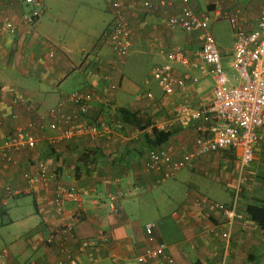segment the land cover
Returning <instances> with one entry per match:
<instances>
[{
	"label": "crops",
	"instance_id": "1",
	"mask_svg": "<svg viewBox=\"0 0 264 264\" xmlns=\"http://www.w3.org/2000/svg\"><path fill=\"white\" fill-rule=\"evenodd\" d=\"M263 4L264 0H206V9L214 12L216 18L233 14L249 30L254 28ZM199 6V0H190L192 10ZM30 9L23 0H0V21L7 17L15 26L13 32L0 29V143L6 133L28 121L34 124L31 132L36 139L33 149L12 150L10 160L0 150V205L22 196L33 206L30 213L37 217L39 224L25 231L33 253L30 264H56L60 245L57 237L47 240L53 231L64 226L72 227L71 237L68 234L66 237L77 264H137V256L146 245L143 231L146 224L153 226V235L167 246L177 264H214L222 256V241L217 231H221L223 219L212 207L196 203H200V197L223 205L229 203L237 173V167L232 171L237 166V152L220 149L199 154L192 159L191 166L182 168L196 173L198 178L209 179L211 188L214 183L220 185L226 190L225 200L202 194L184 182L187 189L168 211L154 207L155 203H149L147 198L154 195L160 198L159 185L172 179L179 170L171 178L156 183L158 175L144 169L145 153L150 149L165 152L173 159L194 153L195 122L184 127L174 125L167 139L158 144H152L156 139L152 129L163 137L167 132L157 127L171 122L176 110H193L212 101L213 66L199 57L201 44L196 34L187 33L181 38L176 31L169 30L162 10L138 11L130 18V47L148 48L147 53L164 61L154 66L169 65L172 76L184 80V86L169 96L160 88L159 92L148 89L143 93L136 88L135 98L128 102L124 94L130 93L126 89L130 81L116 62L123 58L111 56L105 40H100L98 34H85L81 29L71 33L67 43L54 45L42 33L40 18L46 9L34 24L28 25L24 14ZM177 12L176 5L168 9V13ZM174 48H179L189 59L187 66L167 62L166 53ZM200 65L206 69L204 74L198 68ZM221 78L223 88L235 84L225 86L223 72ZM110 83L116 84L117 89L109 94ZM90 91L100 98L90 103L88 115L81 120L98 125L97 135L79 134L63 139L58 130L47 128L52 121L51 110L60 108L65 115H70L77 107L68 98ZM119 108L137 113L151 126L139 131L124 125L115 117ZM39 160L45 162L56 182L78 193L79 208L66 202L63 211L54 210V180L27 187L22 173L32 174L34 163ZM244 175L246 179L237 202L242 210L246 204L253 203L252 199L264 201V142L254 146ZM204 182L205 179L200 181V185ZM6 186L17 188L20 193H9ZM132 189L130 195L118 198L113 208L109 206L108 193ZM231 229L224 256L226 264H255L259 249H264V238L258 227L248 220L245 224L234 222ZM98 236L103 240L83 252L72 243ZM3 250L8 252L5 264H16L11 252L7 248L0 251ZM150 264L164 263L159 260Z\"/></svg>",
	"mask_w": 264,
	"mask_h": 264
},
{
	"label": "built area",
	"instance_id": "2",
	"mask_svg": "<svg viewBox=\"0 0 264 264\" xmlns=\"http://www.w3.org/2000/svg\"><path fill=\"white\" fill-rule=\"evenodd\" d=\"M26 3L37 8H32L24 14L27 24H32L44 10L43 0H24ZM113 20L103 32V38L117 58L127 56L130 49V21L138 11L148 13L162 10L165 17V26L169 30L180 29L187 33L196 34L200 41L198 55L203 62L213 66L214 89L210 104L200 108L178 109L174 119L165 125L158 126V130L169 132L174 127H184L192 122L194 124L195 143L194 153L173 159L169 154L150 149L145 153L144 169L147 172L156 173V183H160L173 176V174L185 167L191 166L192 159L206 152L230 149L237 152V173L233 185V192L228 204L223 205L202 197L199 198L200 206H210L220 213L223 222L217 235L222 241V256L214 264H226L224 256L227 253L230 234L234 222L245 224L247 216L244 210L237 204L236 192L240 190V184L245 180L243 166L252 159L254 146L258 142H264V4L260 7L258 17L253 29H244L235 15H223L230 26L233 36V47L231 54V67L236 72L238 81L223 88L221 85L222 70L219 62V53L215 44L214 36L209 26V18L205 14H197L190 7V0H105ZM174 5L178 6V12L168 13V9ZM13 22L5 17L0 21V29L8 32L14 31ZM166 60L170 64H182L187 66L189 59L184 56L179 48H174L166 53ZM201 73H205L204 66H198ZM152 78L157 82L161 91L169 96L177 88L184 86V80L177 79L170 73L169 65H156L151 70ZM196 81V78H193ZM117 89L116 84L109 86L110 91ZM151 97L150 94L146 95ZM99 96L93 92L75 93L68 101L77 107L76 112L65 115L60 108L50 111L52 121L47 124L51 131L58 130L63 139L71 138L79 134L97 135L99 126L88 124L81 120L82 116L88 115L89 105L98 100ZM175 125V126H174ZM34 124L26 122L24 126H17L6 133L1 140L0 150L7 160H10V152L20 148L35 147L36 139L31 132ZM174 126V127H173ZM34 172L22 173L27 187L54 180L53 199L54 210L63 211L66 202H72L79 208L80 203L77 193L70 187L55 181L49 174L48 167L44 161L34 163ZM9 193L19 194L17 188L5 187ZM132 190L124 193H108L106 199L111 208L118 198L130 195ZM153 226L146 224L143 228L146 236V245L137 256V264H150L155 261H163L164 264H177L169 254L167 246L158 241L152 232ZM71 226L59 227L53 231L48 240L57 237L60 245V257L56 264H77L73 251L67 243L66 234L71 237ZM103 240L101 236L87 240H74L79 252L85 251L96 245L97 241ZM6 251L0 252V263L5 264Z\"/></svg>",
	"mask_w": 264,
	"mask_h": 264
},
{
	"label": "rangeland",
	"instance_id": "3",
	"mask_svg": "<svg viewBox=\"0 0 264 264\" xmlns=\"http://www.w3.org/2000/svg\"><path fill=\"white\" fill-rule=\"evenodd\" d=\"M199 1L200 6L193 10L199 15L201 12H206L209 17V26L219 52L222 72L226 78L225 86L236 83L238 81L237 75L230 66L233 38L229 23L224 16L216 18L214 17V12L207 11L206 0ZM44 2L46 12L41 16L40 20L43 26L42 33L49 39V42L54 45L67 43V38H70L71 33H76L81 29L84 30L85 34H98V38L104 42L102 32L113 20L105 0H44ZM172 31H176L181 38L187 35L184 30L175 29ZM107 48L110 55L113 54L108 46ZM146 49L148 48L141 50L130 47L128 55L116 61L124 77L130 81V85L126 87L130 92V96L124 94V98L128 102L135 98L136 88L141 93L148 89L153 92L160 91L156 81L150 75V70L155 64L164 63V61H158L155 56L147 53ZM113 57H115L114 54ZM247 166H244L242 171L246 170ZM233 169L232 171H235V165ZM203 179H205V182L201 186L200 181ZM184 182L191 189L195 190L197 188L202 194L210 195L218 201L226 199V190H223L220 185L214 183L211 188L209 187L211 182H209V179L198 178L196 173L181 169L172 179L159 185L158 194L160 198L154 195V197L147 198L148 202L155 203L154 207L160 210L168 211L170 206L174 207V203L179 202L182 198V193L187 189ZM168 185L171 187L168 188ZM140 193L143 195L142 191ZM77 196L79 199L78 193ZM22 201L26 203H22ZM32 210L33 206L29 203V200L23 199L22 196L7 200L5 205H0V250L7 248L13 258H15L16 264H30L32 262L33 253L28 246L29 239L27 234H25L27 229L39 224L37 217L30 213ZM34 219H36V223ZM255 264H264V249H259Z\"/></svg>",
	"mask_w": 264,
	"mask_h": 264
},
{
	"label": "trees",
	"instance_id": "4",
	"mask_svg": "<svg viewBox=\"0 0 264 264\" xmlns=\"http://www.w3.org/2000/svg\"><path fill=\"white\" fill-rule=\"evenodd\" d=\"M24 1V0H23ZM44 1V0H43ZM25 4L29 5L32 8H37V6H33L31 4H28L24 1ZM45 4V2H44ZM46 6L44 5V10H45ZM109 8V7H108ZM30 9V10H31ZM43 10V12H44ZM42 12V13H43ZM40 17V16H39ZM39 17L34 21V23L39 19ZM26 23V22H25ZM32 23V24H34ZM32 24H28V25H32ZM110 25V24H109ZM108 25V26H109ZM108 26L105 28V30L108 28ZM103 37V35H102ZM112 51V50H111ZM113 53V52H112ZM129 53V52H128ZM114 54V53H113ZM115 55V54H114ZM128 55V54H127ZM125 58V57H124ZM113 83H110V85ZM109 85V86H110ZM108 86V87H109ZM109 90V89H108ZM100 98V95H98ZM95 101V100H94ZM93 103V101L91 102ZM115 117L118 118L117 120H119L121 123H123L124 125L130 126L132 128L138 129L139 131L145 130L148 127H150L151 125L144 120V117H141L140 115H138L137 113H132L126 109L123 108H119L116 110L115 113ZM170 133H165L164 136L162 137L160 135V133H158L155 129H152V136L154 138H156L154 141H152V144H158L159 142H162L163 140L167 139V136ZM89 153H87L88 155ZM236 163H237V158H236ZM238 164V163H237ZM249 164V163H248ZM247 164V165H248ZM246 166V165H245ZM237 167V166H236ZM244 167V166H243ZM237 171V170H236ZM244 172V171H243ZM246 179V178H245ZM245 181V180H244ZM242 181V183L244 182ZM241 183V184H242ZM241 184H240V190L236 192V198H237V202H239V198H240V192H241ZM234 185V184H233ZM233 186H232V192H233ZM232 196V194H231ZM231 199V197H230ZM230 201V200H229ZM250 202L253 203H248L245 205L244 207V212L247 216V221H251L256 227H258L262 238H264V201L260 200V199H252ZM255 202V203H254Z\"/></svg>",
	"mask_w": 264,
	"mask_h": 264
}]
</instances>
